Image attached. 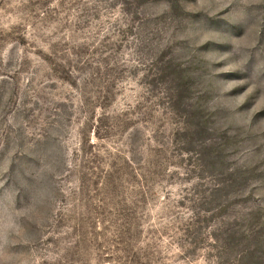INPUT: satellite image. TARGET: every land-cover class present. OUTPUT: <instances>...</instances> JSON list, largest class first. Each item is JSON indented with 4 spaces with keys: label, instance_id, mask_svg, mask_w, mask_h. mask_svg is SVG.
Listing matches in <instances>:
<instances>
[{
    "label": "rangeland",
    "instance_id": "374dc122",
    "mask_svg": "<svg viewBox=\"0 0 264 264\" xmlns=\"http://www.w3.org/2000/svg\"><path fill=\"white\" fill-rule=\"evenodd\" d=\"M0 264H264V0H0Z\"/></svg>",
    "mask_w": 264,
    "mask_h": 264
}]
</instances>
